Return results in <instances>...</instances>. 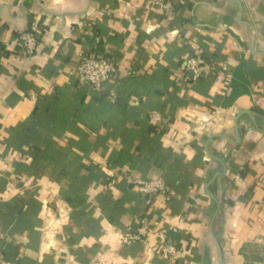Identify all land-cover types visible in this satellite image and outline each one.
Instances as JSON below:
<instances>
[{"label":"crops","instance_id":"obj_1","mask_svg":"<svg viewBox=\"0 0 264 264\" xmlns=\"http://www.w3.org/2000/svg\"><path fill=\"white\" fill-rule=\"evenodd\" d=\"M165 1L0 0V264H170L167 243L177 263L264 264V0ZM94 52L116 66L100 91L70 75ZM113 170L173 198L107 188Z\"/></svg>","mask_w":264,"mask_h":264},{"label":"built area","instance_id":"obj_2","mask_svg":"<svg viewBox=\"0 0 264 264\" xmlns=\"http://www.w3.org/2000/svg\"><path fill=\"white\" fill-rule=\"evenodd\" d=\"M159 6L169 16L173 13V6L170 1L157 0ZM36 37L31 31H24L19 35V53L22 56L29 57L36 50ZM184 70L192 74V79L197 80L204 74L206 68L204 61L199 56L186 57L183 62ZM211 70V67L208 68ZM116 74V66L113 60L109 59L105 52H94L92 54H79L78 59L70 70V75L75 82L83 87L91 90L100 91L106 89L107 85ZM110 97L114 96L113 91L109 92ZM153 123L160 121L157 112L149 114ZM124 180L126 184L133 188L137 193L147 197L148 199L160 198L164 202H169L173 198L171 188L159 177L147 180H140L131 176H127L113 170L109 175L107 188H111L115 183ZM51 224H49L50 226ZM150 223L146 216L139 220L137 228L128 230L127 234L121 237L123 243L128 244L139 240L149 231ZM161 255L170 260V264H185L183 262H174L172 256L176 252L173 244L167 243L160 246Z\"/></svg>","mask_w":264,"mask_h":264}]
</instances>
